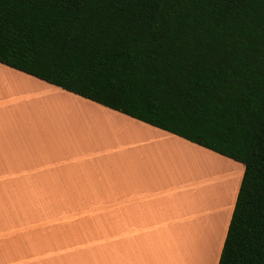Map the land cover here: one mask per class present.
Segmentation results:
<instances>
[{
    "label": "crops",
    "instance_id": "1",
    "mask_svg": "<svg viewBox=\"0 0 264 264\" xmlns=\"http://www.w3.org/2000/svg\"><path fill=\"white\" fill-rule=\"evenodd\" d=\"M243 171L0 63V264H217Z\"/></svg>",
    "mask_w": 264,
    "mask_h": 264
},
{
    "label": "trees",
    "instance_id": "2",
    "mask_svg": "<svg viewBox=\"0 0 264 264\" xmlns=\"http://www.w3.org/2000/svg\"><path fill=\"white\" fill-rule=\"evenodd\" d=\"M0 63L241 162L217 264H264V0H0Z\"/></svg>",
    "mask_w": 264,
    "mask_h": 264
},
{
    "label": "bare ground",
    "instance_id": "3",
    "mask_svg": "<svg viewBox=\"0 0 264 264\" xmlns=\"http://www.w3.org/2000/svg\"><path fill=\"white\" fill-rule=\"evenodd\" d=\"M226 165H227V164H225V167H227V168L225 169L223 163H222V164H219V162H215V163H214V166H215L216 170H217L218 167H220V168L218 169L217 172H220V169H221V172H222V171H223L222 168L225 169V171H224L225 173L228 172V171H227L228 168H229V172H232V171H233V168H232V171H230V170H231L230 167H228V166H226ZM221 167H222V168H221ZM215 168H214V169H215ZM236 171H238V170H236ZM214 172H215V171H214ZM225 173H224V174H225ZM220 174H221V173H220ZM222 174H223V172H222ZM235 174H236V173H235ZM229 176H230V175H229ZM231 177H232V176H230V179H231ZM234 177H236V175L233 176V180L231 179V183L235 182V178H234ZM225 178H226V177H225ZM227 179H228V178H227ZM228 180H229V179H228ZM228 180H226V181L228 182ZM216 181H218V180H216ZM228 183L230 184V180H229Z\"/></svg>",
    "mask_w": 264,
    "mask_h": 264
},
{
    "label": "rangeland",
    "instance_id": "4",
    "mask_svg": "<svg viewBox=\"0 0 264 264\" xmlns=\"http://www.w3.org/2000/svg\"><path fill=\"white\" fill-rule=\"evenodd\" d=\"M208 162V161H207ZM210 163H213V165H214V163H215V161L214 162H210ZM213 168H215V166H213ZM219 168V167H218ZM218 168H217V170H216V168L215 169H213V172L215 171V172H217L218 171ZM221 170V169H220ZM225 192V191H224Z\"/></svg>",
    "mask_w": 264,
    "mask_h": 264
}]
</instances>
